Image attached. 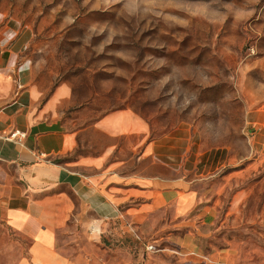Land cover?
Returning <instances> with one entry per match:
<instances>
[{
	"label": "rangeland",
	"instance_id": "374dc122",
	"mask_svg": "<svg viewBox=\"0 0 264 264\" xmlns=\"http://www.w3.org/2000/svg\"><path fill=\"white\" fill-rule=\"evenodd\" d=\"M15 57L30 67L36 109L80 132L67 160L101 153L110 141L95 123L123 110L145 122L147 142L182 139L193 155L186 175L199 205L189 214L122 219L96 235L71 224L58 232L61 254L75 264H264V0H0V59ZM137 140H120L118 158L163 172L137 163ZM30 245L0 219V264L27 260Z\"/></svg>",
	"mask_w": 264,
	"mask_h": 264
},
{
	"label": "crops",
	"instance_id": "0c3cea01",
	"mask_svg": "<svg viewBox=\"0 0 264 264\" xmlns=\"http://www.w3.org/2000/svg\"><path fill=\"white\" fill-rule=\"evenodd\" d=\"M33 100L28 64L18 57L0 59V219L31 238L29 258L20 264H75L57 246L58 232L71 224L96 235L105 223H133L167 209L182 217L199 205L186 175L193 155L182 139L147 142L148 126L123 110L95 123L110 141L101 153L69 161L80 132L48 119V108L37 110ZM258 136L255 142L264 150V136ZM129 137L138 138L137 163L151 160L163 172L136 173L132 159L118 158L120 140Z\"/></svg>",
	"mask_w": 264,
	"mask_h": 264
},
{
	"label": "built area",
	"instance_id": "2783aa9c",
	"mask_svg": "<svg viewBox=\"0 0 264 264\" xmlns=\"http://www.w3.org/2000/svg\"><path fill=\"white\" fill-rule=\"evenodd\" d=\"M20 134H21V133H20L19 131H16V132H15V135H17V136L20 135Z\"/></svg>",
	"mask_w": 264,
	"mask_h": 264
},
{
	"label": "trees",
	"instance_id": "16d2710c",
	"mask_svg": "<svg viewBox=\"0 0 264 264\" xmlns=\"http://www.w3.org/2000/svg\"><path fill=\"white\" fill-rule=\"evenodd\" d=\"M58 163V161H56Z\"/></svg>",
	"mask_w": 264,
	"mask_h": 264
}]
</instances>
